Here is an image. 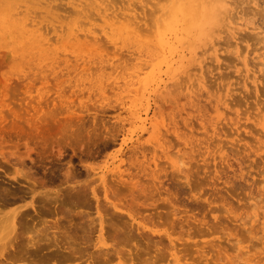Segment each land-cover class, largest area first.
I'll return each mask as SVG.
<instances>
[{
  "label": "rangeland",
  "instance_id": "obj_1",
  "mask_svg": "<svg viewBox=\"0 0 264 264\" xmlns=\"http://www.w3.org/2000/svg\"><path fill=\"white\" fill-rule=\"evenodd\" d=\"M6 1L0 0V5H6ZM114 1L121 7V0ZM228 1L229 12L222 15H229L220 16L221 22H212L213 25L211 23V26H207L210 38L201 37L203 40L198 41L190 39L194 42V51L186 52L191 60L188 58L180 77L170 82L176 84H172L173 87L169 89L172 94L168 90L165 93V86L162 91L159 88V84L162 86L165 83V64L156 71L152 65L157 60L152 61L147 57V61H132L130 59L134 56L129 59L125 57L129 55L128 47H132L129 50H136L138 47L142 49L146 40L153 39V25L161 15V6L167 4L166 0H144V4L136 1V6H141L137 11L139 10L138 15L141 14L138 16L141 20L138 19V25L142 26L139 32L142 37H132L117 46L102 33L95 39L98 42L94 40L95 44L91 43L85 49L80 48L83 52L75 46L71 47V43L67 44L66 49L59 44L60 48L54 50L58 53L54 58L46 55L38 58L23 57L26 54L18 55L19 51H12L17 49L16 46H0V95L2 91H8L7 102L18 111L24 110L20 103L25 105V102H31V105L36 106L40 102L43 110L36 117L40 118L39 125L46 138L45 142L24 120L15 118L8 108H4V116L0 118V153H13L15 156L12 158L7 155L10 159L18 156L24 158V170L30 172L33 180L40 186L37 187L38 191L52 192L55 196L54 191L60 188L65 190L77 184L88 186L84 202L71 203L63 195L64 192H61L64 203L60 198L51 205L52 210L62 207L65 211L61 208V212L64 211L63 215L66 217H61V212L59 215L45 213L46 216L44 214L41 217L47 222L46 225H53L60 218V231L64 232L65 226L68 229L65 233L69 235L72 231L70 236L73 234L71 237L76 240L71 241H78L79 245L82 243L80 246L86 248V257L83 260L74 257L66 259L69 251L65 250L63 257L56 256L46 262L45 254L40 252L29 264H130V258L133 257L135 264H177L173 260L178 257L187 259L179 264H264V58L259 57L264 52L261 49L264 46V0ZM57 3L62 6L65 1L58 0L56 5ZM156 10L159 12L156 13ZM57 12L56 19L63 20V24L74 17H67L69 13L63 9ZM226 16L229 17L227 22L224 20ZM65 17L67 18L64 19ZM228 21L233 23L235 30L227 28ZM97 23V27L103 24L98 20ZM41 24H47V21ZM48 37L52 39L51 42H55L54 33H50ZM117 40L121 41L120 38ZM214 43L213 51L210 48ZM121 46L124 47L118 50ZM89 49L93 51L94 58L101 55L102 60L116 55L112 60L116 63L104 61L89 65L76 60L77 53L87 55ZM120 52L125 54H122V58L125 57L120 60L122 63L118 60L121 57L117 55ZM244 58L248 62L249 72L245 70ZM66 59L70 61L65 62ZM83 67L92 70L85 72ZM97 79L106 85L105 94L102 93L103 90H97V87L78 86L82 82L89 85ZM131 79L138 83V87H134L136 92L120 94L119 90L111 88L118 80L121 85ZM141 79L143 80L140 81ZM175 81H178V85ZM179 84L180 87L191 85L194 93L191 92L186 98L187 90L178 88ZM139 86L142 90L138 89ZM146 87L147 90L143 93ZM173 88L176 89L172 91ZM169 94L172 96H167ZM121 99L126 102L125 107H121ZM129 109L137 111L142 118H149L147 127L151 132L150 121L155 120L152 123L159 126L156 131L160 129L161 133L153 130L151 134L142 127L140 121L132 124ZM158 115L163 116V122L166 121L164 125H160L162 118ZM122 124L125 129L117 132L118 136L114 138L104 128L106 126L113 133L111 130ZM54 138L64 143L61 158L51 149L55 145ZM126 138L129 140L122 145ZM157 138H161V146L156 145ZM25 144L32 148L30 158L26 157ZM153 144L157 147L152 148ZM134 145L139 146L136 150L139 151L140 159L142 151L146 153L147 160L153 156L156 158V169L159 170L157 178L137 169V162L131 165V172L138 176L132 182L122 180L110 171L117 162L122 163L123 156L126 160H123V168L131 167L128 161L130 155L126 156V153L131 154ZM172 160L176 164L173 165ZM149 163L154 168L153 163ZM86 166L94 169L88 177L85 176ZM69 167H72L77 176L72 183L60 186L59 178L63 177ZM13 173L12 164L0 156V184L3 187L28 190L27 186L33 185L22 178H19V182L12 180L10 176ZM102 175L105 177L111 202L116 203L120 210H114L109 205V200L105 199V189L100 179ZM135 182L138 186L134 185ZM40 184H45V187L42 188ZM92 188L96 189L100 200L99 211L105 218L103 232L106 246L117 249L119 254L112 251L108 255L98 252L103 243H99L97 239L100 226L98 220H95L98 218V210ZM22 195L25 199L20 197L21 194L18 195L20 198L11 197L10 200L15 203L6 205L4 210L29 204L31 194ZM129 214L135 217L134 224ZM92 219L95 221L94 225L89 226ZM136 222L144 229L137 231ZM41 226L43 227L41 224L37 225V229L42 228ZM167 234L172 236L174 243L168 239ZM86 258L87 261L84 260Z\"/></svg>",
  "mask_w": 264,
  "mask_h": 264
},
{
  "label": "bare ground",
  "instance_id": "obj_2",
  "mask_svg": "<svg viewBox=\"0 0 264 264\" xmlns=\"http://www.w3.org/2000/svg\"><path fill=\"white\" fill-rule=\"evenodd\" d=\"M57 1L58 0H7L5 2L6 5H0V44H1L0 46L6 45V44H7L6 45L7 47H9V45L16 46L17 49L16 50L12 49V51H15V52L19 51L20 53H18V55L26 54L23 57L32 56V57L38 58V56H45L46 55L49 58H50V56H53V58H54L58 54L57 51H54V50H57L60 47L66 49L68 47L67 46L68 43H71V47L75 46V47H77V49H79L81 52H83V50H81V49L88 48V46L92 45L93 43L95 44V42H98L95 39H97V37L100 33L105 35L107 37V39L113 43L114 46H117L122 41L126 42V41H128V39H130L132 37H140V35H141L139 32H140V28H142V26L140 25L141 27H139V25H138L139 20H140L138 16H140L141 14L139 12L140 15H138L139 10L137 11V9L140 8L141 6L137 7L135 2L137 1L140 4L144 0H121V1H119V3L123 2L121 4V7H119L115 3L114 0H62V1H65V4H62V6L58 3L56 5ZM166 1H167L166 2L167 4L162 5L160 8L161 15L159 16V18L157 19L156 22L154 20L155 26L153 25V28H154L155 32L153 34L154 37H152L153 39H150V40L148 39L149 41L146 40L142 49L138 47V48H136V50H129L132 47L131 46L128 47L127 54H129V55H127L125 57H128V59H129V57L131 58V56H134L130 59L132 61L133 60L147 61L146 60L147 57H148V59H150L152 61L157 60L158 62L156 64L152 65L153 70H156V71L161 69L163 67V65L165 64V83L163 82L164 85H162V86H161V84H159V88L161 87V91H162V88L165 86V88H164V90H166L165 93H167V90H168V93L169 92L171 93V90L169 91V89H171L173 87L172 86L173 83H170V82H172L173 80H177L180 77L179 75L185 69L188 58H190V60H191V57H187L188 53H186V52L192 53V51H194V49H193V43L194 42L192 43L190 41V39L194 38L195 41H198V40L202 39L201 37L204 38V37L209 36V38H210V35L207 34V26H209L212 22L215 23L217 21L218 22L222 21V19H221L222 17L220 18V16L227 15V14L222 15V13H225V12L227 13V11H228L227 8L229 7L228 6L229 1L228 0H166ZM143 4H144V2H143ZM62 9L69 13V15L67 17H69L71 15L74 16L72 19H70V21L67 24H65V23L63 24V20L56 19V17L58 16L57 11H60V10L62 11ZM158 12L159 11L156 10V13H158ZM41 15H43L44 17L41 18L40 17ZM228 15H229V13H228ZM67 17H65L64 19H66ZM39 18H41V19H39ZM47 18H50V19H47ZM228 18L229 17H227L225 19V17H224L225 22H227L226 20H228ZM97 20H98V22H103V24L99 27H97V25H98ZM99 20H101V21H99ZM43 21H47V24L42 25L41 23ZM50 24H51V26H49ZM216 24H215V26L217 27ZM219 24L220 23H218V25ZM227 24L229 25V26L227 25V28L229 27V29H232V30L236 29L233 26L232 22H229ZM212 25H213V23H212ZM214 28L215 27H213V29ZM50 33H54V35H55L54 41L55 42H51L52 39L48 37V35ZM214 33H217V32L214 31ZM211 34H212V32H211ZM125 36H127V37H125ZM211 37L213 38V36H211ZM118 38H120L121 41L117 40ZM66 40H68L67 43H65ZM94 40H95V42H93ZM131 42H132V40H131ZM241 42H243V41H240V43ZM215 43L213 45H211L212 48H210V47H208V48L213 50ZM239 44H238V46H239ZM198 45H199V43H198ZM124 46H127V45L124 44ZM124 46L118 47V50H121ZM128 46H129V44H128ZM134 46H136V45L134 44ZM261 49L264 50V46ZM87 52H89L87 55L79 54L76 52L77 53L75 55L76 60L77 61L82 60V63L87 62V64H89V65H90V63L96 65L99 63H104V61L110 62L116 56L115 55L114 57H111L110 59H107V60L106 59L102 60L101 55L99 58H94L93 53H92L93 51H91V49L87 50ZM120 54H121V52H120ZM120 54H117L121 57L118 59L119 61L123 58L125 59V57L122 58L123 53L121 55ZM64 55H66V53ZM124 55L125 54H123V56ZM197 56H199V55H197ZM261 56L264 58V52L261 53V55L259 57H261ZM23 57H21V58H23ZM197 59H199V57H197ZM69 61H70V59L65 60V62H69ZM134 62H136V61H134ZM189 62H191V61H189ZM112 63H114V61H112ZM117 63H118V61H117ZM243 64H244L246 72H249L248 62H247L246 58H244ZM100 65H102V64H100ZM136 65H138V64H136ZM136 65H135V67H136ZM85 66L87 67V65H85ZM137 67L141 68L140 66H137ZM146 67L148 69V66H146ZM244 67H242V68H244ZM127 68H128V66H127ZM135 69H138V68H135ZM83 70L85 72H87V71L92 70V69L91 68H88V69L84 68ZM142 70L143 69H141V72H142ZM243 70L244 69H242V71ZM240 71H241V69H240ZM135 73H136V71H135ZM92 74H93V72H92ZM248 74H250V73H248ZM133 75H134V72H133ZM156 75H157V73H156ZM128 77L129 76H127V78ZM136 77H137V74H136ZM153 77H155V76H153ZM156 79H157V77H156ZM124 80H125V78H124ZM142 80L143 79H141L140 81H142ZM175 82H177V85H178V81H175ZM155 83H156V81H155ZM119 84L120 83L118 80L117 82H115V86H113L114 84L111 85V88L114 91L119 90L120 94H122L124 92H128L131 94V92L137 91V89L134 87H136L135 85H137V87H138V83L132 79H131V81H126L121 85H119ZM140 84H141V82H140ZM157 84H158V82H157ZM173 85H176V84H173ZM78 86L79 87H86L87 86L88 88L97 87V90L101 89V90H103L102 93H104L105 92L104 88L106 85L104 86L103 81H100V79H97L96 82L91 81L89 83V85L82 82ZM156 86H158V85H156ZM179 87H180V84H179L178 88ZM192 87H194V86H192ZM108 88H109V86H108ZM154 88H157V87H154ZM178 88H177V90H178ZM181 88H183L184 90H187L186 91V93H187L186 98L190 96L191 92L194 93L193 92L194 90L191 91V89H193V88H191V85H185L184 87H180V89ZM199 88H201V87H199ZM138 89L142 90L140 88V86ZM174 89H176V88H173L172 91H174ZM194 89H195V87H194ZM146 90H147V87L144 89L143 93H145ZM110 92H111V90H110ZM139 93H140V91H139ZM151 93H152V91H151ZM140 94H139V97H140ZM160 94H161V92H160ZM162 94H164V92ZM132 95H133V93H132ZM173 95H174V93H173ZM7 96H8V91H2L1 92V95H0V118H2L4 116L3 115V109L8 108L10 110V112L12 113V115H14L15 118L24 120L27 123V125L29 126V128L31 130H33L37 135H41V137H43L44 141L46 142V138L44 137L42 127H41V125H39L40 118L36 117L43 110V107L40 106V102H39V105H36V106L31 105L32 104L31 102H25V105H23V103H20L22 105L21 107L24 110L18 111L16 109H14L13 107H11L10 103L7 102ZM167 96H172V95L169 94ZM121 98H122V96H121ZM122 99L120 101H122ZM132 99H134V101H135V98H132ZM137 99H138V97H137ZM137 99H136V102H137ZM153 99H154V97H153ZM121 103L123 104L121 107H125L127 105V104L124 105V103H126L124 101H122ZM128 112L131 115L130 120H132L131 121L132 124H134V122L140 121L143 125L142 127L149 130V128L147 127V125L149 123L148 117L142 118L140 116V114H138V112L133 110V109H129ZM158 113H160V112H158ZM156 115H157V113H156ZM160 115H163V114L160 113ZM160 115H158V116H160ZM155 116H154V118H155ZM160 117L162 118L160 120L162 123L160 122L161 124L160 123L159 124L162 125L163 123H166V121L163 122L164 121L163 116H160ZM156 120H157V118H156ZM154 121H152V122H154ZM157 121H159V120H157ZM152 122L150 121L151 126L149 125L151 127L150 129L152 130V132L149 130L151 132V134H153V130L156 131V129H158L157 127H159V126L156 127V125ZM156 123H158V122H156ZM139 125H141V124L139 123ZM61 126H63V125H61ZM165 126H166V124H165ZM104 128L107 130V134L110 135L111 138H114V137L118 136V135H116L117 132L125 129V126H124V124L116 126V128L111 130L113 133H110L109 129L106 126H104ZM132 129H134V128H132ZM263 129H264V127H263ZM135 130H136V125H135ZM156 132L161 133L160 129ZM130 134L132 135V132ZM55 135L57 136L58 134H55ZM156 135H161V134H156ZM158 137H160V136H158ZM128 138L130 139L131 137H128ZM128 138L124 139L122 145L127 143V141L129 140ZM149 138H147V139L149 140ZM160 139L161 138H157L156 140L153 139L156 141L157 146L158 145L161 146V144L163 143V142L160 143ZM54 140H55V142L53 144H55V145H52L51 149L54 150V153L58 158H61L63 156V153H64V143L61 140H58L57 138H54ZM153 140H151V142ZM148 143H149V141H148ZM135 144H136V142H135ZM135 146L136 145H134V147ZM151 146H152V148L155 147L154 144ZM162 146H164V145H162ZM25 147H26V157L30 158L31 157L30 153L32 151V148H30L27 144H25ZM138 147H135L133 149V151L130 150L131 154H129L128 152L126 153L127 154L126 156L130 155L129 160H128L130 162V166L132 164L135 165V162H137L136 163L137 169H139L140 171H143L145 173V175L157 178L156 174L158 173L159 170L156 169V167L158 166L156 158L153 156L152 159L148 158V160H147L146 153L144 151H142V153L140 152L141 153L140 155L142 156V158L140 159L138 157L139 151L136 150V148H138ZM130 149H132V148H130ZM122 151H125V150H122ZM165 152H166V150H165ZM120 153H122V152H120ZM7 155L10 156L11 158L14 157L15 155L13 153H0L1 158L6 160L7 162L11 163L13 166L14 173L10 176V178L14 181H17V182H19V178L26 179L29 182H32L33 185L32 186L28 185L27 186L28 190H27V189H23L21 187L7 188V187H3L0 184V264H19V263L29 264V261H31L30 263H32L34 256H36L40 252H42V255L45 254V256H44L45 261L47 260L49 262V259H53L56 256H59V258H60V256L63 257L65 254V250L69 251V252L67 251L68 254L66 253L67 256L65 255L67 257L66 259L74 257L76 259H82L83 260V258L86 257V253H85L86 248L81 247L80 245L82 243L79 245L78 241H76V243L79 246L75 245L76 243L74 241H71L73 239L74 240H76V239L74 237H71L73 234H71V236H70V233H72V231L70 233L68 231L69 235L67 233H65V232H67L66 230H68L66 226H65L66 230L63 229L64 232L60 231L61 230L60 229V224H61L60 221L61 220H59L60 218L57 219L53 225H46L47 222L45 220H42L41 217H43V215L45 213H47V215H50V214L51 215L52 214L57 215L59 212H61L62 207L59 209L57 208V210L51 209V205L55 201L57 202L58 200H60V198H61V202L64 203L65 199H64V197L63 198L61 197L62 196L61 192H64L63 195L71 203L84 202L85 198L87 197V194H88V192H87L88 186L84 185V184H77V186H70V187L65 188V190H62V188H60L58 191H54V192H56L55 196H53L52 192H48V191H44V190L38 191L37 187H40V186H38L36 181L33 180L31 173L24 170V168L26 166L24 158L22 159L20 156H18V157H15L18 159H15V158L10 159V157L8 158ZM123 155H125V154H123ZM123 157L122 158L120 157L122 159L121 160L122 163H119L120 161L117 162L116 165H114L115 167H113V169L110 171H112L113 173H116V175H118V177L120 179H122V180L128 179V181L130 180L132 182L138 176L134 175L131 172V168L133 165L131 167L128 166L125 169L123 168L122 164L126 162V160ZM125 158L127 159V157H125ZM170 159H172V158L169 156V160ZM123 160H125V162H123ZM149 161H151L153 163L154 168L152 167L151 163H149ZM69 162H71V161H69ZM171 163L173 165L176 164V162H174L173 160ZM85 170H86L85 176L88 177L91 174V170L93 171L94 169H90V168H88V166H86ZM76 176L77 175L74 174L72 167H69L68 170L63 174V177L59 178V181H60L59 185L62 186V184L72 183ZM100 179H101L103 187L105 189V194H104L105 199L109 200L108 201L109 205H111V207L114 210H118V209L120 210V208H118L117 204L114 202H111V200L109 198V194H108L109 189L107 187V183H106L104 175H102L100 177ZM186 179L188 181V178H186ZM139 183L141 184V182H139ZM40 185L42 186V188L45 187V184H40ZM134 185L135 186L137 185L136 182ZM142 191H145V189ZM91 192H92V195H93V197L97 203V210H98V212L96 211L97 212L96 215H98L97 216L98 218H95V220H98V225L100 226L98 229L99 233H98L97 239H98L99 243H103V246L100 247V251L98 250V252L99 253L101 252L102 254H105V255H108V253H110L111 251L115 252L116 254H119V251L117 249L115 250L114 248H109L106 246V243L104 240V232H103L104 228H105V225H104L105 218L102 216L103 214H101V212L99 211L100 200L98 198V195L96 194V189L92 188ZM22 193L31 194V200H30L29 204L20 205V206H17L16 208L10 209V210H4L5 209L4 207L6 205L11 204V203H15V202H12L10 200L11 197L17 198L16 196H18L20 194H21L20 197H22L23 196ZM20 197L18 196V198H20ZM24 197L25 196H23V198ZM13 201H15V199ZM16 203H18V202L16 201ZM62 210H64V209L62 208ZM55 211H56V213H55ZM64 211L61 212L62 213L61 215H63ZM115 214L118 215L117 213H115ZM45 216H46V214H45ZM129 216L131 217V220L133 222L132 224H134V221H136L135 217L132 216L131 214H129ZM61 217H66V216L64 214ZM37 218H39L40 220L39 219L37 220ZM94 222L95 221H93V219H92L89 223V226L94 225ZM96 223H97V221H96ZM31 224L33 226H31ZM39 224L43 225V227L41 226L42 228L37 229V225H39ZM62 225H61V228H62ZM136 225H137V229H138L137 231L144 229V228H142L143 226L142 227L140 226L141 225L140 223L136 222ZM83 231H85V230H83ZM27 233H29L28 234L29 236L26 235ZM85 234H87L86 231H85ZM86 236L88 239V235H86ZM167 236H168V239L170 238V241L173 242L172 241L173 239H171L172 236H170V234H167ZM87 239H86V237L84 238L85 243L87 242ZM44 250H47L48 252L43 253ZM175 250L176 249H174V251ZM175 253H176V251H175ZM175 253H173L172 255L175 256ZM176 256H177V253H176ZM88 258H86L84 260L87 261ZM130 260H131L130 264H135V258L134 257L130 258ZM182 260H187V259H184L183 257H182V259H179V257H178V258H175V260H173V262L175 261V262H177V264H179V262ZM206 264H208V263H206Z\"/></svg>",
  "mask_w": 264,
  "mask_h": 264
}]
</instances>
